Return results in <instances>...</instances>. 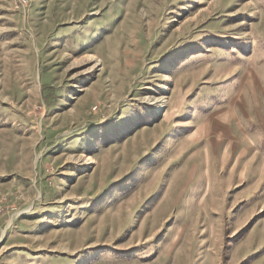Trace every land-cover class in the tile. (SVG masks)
Masks as SVG:
<instances>
[{
    "label": "rangeland",
    "instance_id": "rangeland-1",
    "mask_svg": "<svg viewBox=\"0 0 264 264\" xmlns=\"http://www.w3.org/2000/svg\"><path fill=\"white\" fill-rule=\"evenodd\" d=\"M0 264H264V0H0Z\"/></svg>",
    "mask_w": 264,
    "mask_h": 264
}]
</instances>
